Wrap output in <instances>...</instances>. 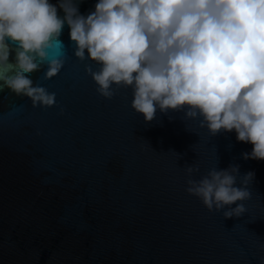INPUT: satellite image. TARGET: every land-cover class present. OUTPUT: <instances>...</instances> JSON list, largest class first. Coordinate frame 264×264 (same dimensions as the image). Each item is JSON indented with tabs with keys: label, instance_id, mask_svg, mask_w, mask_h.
Masks as SVG:
<instances>
[{
	"label": "water",
	"instance_id": "95a60500",
	"mask_svg": "<svg viewBox=\"0 0 264 264\" xmlns=\"http://www.w3.org/2000/svg\"><path fill=\"white\" fill-rule=\"evenodd\" d=\"M96 2L80 0V13ZM69 32L57 76L26 74L55 106L0 91V264H264V160L242 157L252 144L235 131L211 136L183 112L146 122L131 87L104 98L85 70L98 65L74 56ZM193 163L195 178L215 166L253 171L247 211L225 218L188 194Z\"/></svg>",
	"mask_w": 264,
	"mask_h": 264
},
{
	"label": "clouds",
	"instance_id": "9594fccd",
	"mask_svg": "<svg viewBox=\"0 0 264 264\" xmlns=\"http://www.w3.org/2000/svg\"><path fill=\"white\" fill-rule=\"evenodd\" d=\"M79 3L0 0V91L33 107L55 106L56 93L26 74L45 69L51 79L61 72L67 24L74 56L98 65L85 70L101 96L131 87V106L146 122L158 110L183 112L211 136L235 131L237 141L253 146L242 157L264 160V0H97L87 15ZM50 51L57 55L49 58ZM184 170L186 192L209 211L225 218L247 211L253 171L215 166L195 178L199 165Z\"/></svg>",
	"mask_w": 264,
	"mask_h": 264
}]
</instances>
